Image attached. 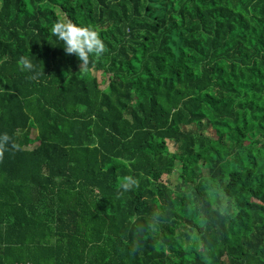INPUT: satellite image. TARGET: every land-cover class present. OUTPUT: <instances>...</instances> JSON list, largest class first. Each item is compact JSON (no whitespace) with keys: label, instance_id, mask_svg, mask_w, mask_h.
<instances>
[{"label":"trees","instance_id":"16d2710c","mask_svg":"<svg viewBox=\"0 0 264 264\" xmlns=\"http://www.w3.org/2000/svg\"><path fill=\"white\" fill-rule=\"evenodd\" d=\"M0 133V264H264V0H1Z\"/></svg>","mask_w":264,"mask_h":264},{"label":"clouds","instance_id":"9594fccd","mask_svg":"<svg viewBox=\"0 0 264 264\" xmlns=\"http://www.w3.org/2000/svg\"><path fill=\"white\" fill-rule=\"evenodd\" d=\"M55 36L63 42L66 53L75 54L83 67L89 63L90 55L100 56L103 54L105 45L98 32L85 25L73 22L71 19L56 21L51 28ZM18 64L22 70L33 71L35 66L29 56H21ZM10 137L7 133H0V149L7 146ZM125 187L135 183L132 177L126 178Z\"/></svg>","mask_w":264,"mask_h":264},{"label":"rangeland","instance_id":"374dc122","mask_svg":"<svg viewBox=\"0 0 264 264\" xmlns=\"http://www.w3.org/2000/svg\"><path fill=\"white\" fill-rule=\"evenodd\" d=\"M0 4H1V0H0ZM92 74L94 76H96V78L98 79V82H99L101 88H105L107 86V82L103 81L100 72L92 70ZM195 128H196L195 126H192V129H195ZM209 133H211V131L207 132L208 135H209ZM169 148H170V150H173L172 149L173 145L170 144ZM164 181L167 184H169L171 187H174L177 184V182H176V180H175V178L173 176H170V177L165 176L164 177Z\"/></svg>","mask_w":264,"mask_h":264}]
</instances>
